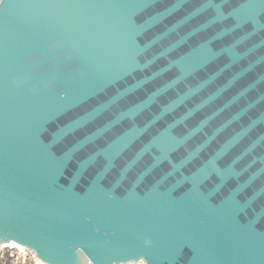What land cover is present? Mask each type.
I'll use <instances>...</instances> for the list:
<instances>
[{"label":"water","instance_id":"95a60500","mask_svg":"<svg viewBox=\"0 0 264 264\" xmlns=\"http://www.w3.org/2000/svg\"><path fill=\"white\" fill-rule=\"evenodd\" d=\"M212 2L0 0V248L264 264V0ZM222 152L242 200L192 178Z\"/></svg>","mask_w":264,"mask_h":264},{"label":"snow or ice","instance_id":"6c2138e0","mask_svg":"<svg viewBox=\"0 0 264 264\" xmlns=\"http://www.w3.org/2000/svg\"><path fill=\"white\" fill-rule=\"evenodd\" d=\"M208 7H214L212 0H208ZM217 15L219 13L217 12ZM154 24H159V18L153 19ZM264 31V24L258 26ZM193 172L192 178L201 184H217L224 194H230L235 200H242L247 195V190L252 187L256 177L250 176L244 179L245 170H237L234 163H229L226 152L208 156L200 153L189 161Z\"/></svg>","mask_w":264,"mask_h":264},{"label":"built area","instance_id":"2783aa9c","mask_svg":"<svg viewBox=\"0 0 264 264\" xmlns=\"http://www.w3.org/2000/svg\"><path fill=\"white\" fill-rule=\"evenodd\" d=\"M0 264H46L37 260L29 251H21L18 248L4 247L0 249ZM136 264H145L143 261Z\"/></svg>","mask_w":264,"mask_h":264},{"label":"bare ground","instance_id":"6f19581e","mask_svg":"<svg viewBox=\"0 0 264 264\" xmlns=\"http://www.w3.org/2000/svg\"><path fill=\"white\" fill-rule=\"evenodd\" d=\"M4 247L18 248V249H20L21 251H27V249H26L24 246H22V245H18V244H16V243H11V244H7V245H3V246H1V248H4ZM1 248H0V249H1Z\"/></svg>","mask_w":264,"mask_h":264}]
</instances>
